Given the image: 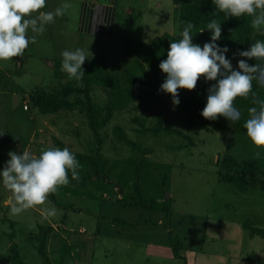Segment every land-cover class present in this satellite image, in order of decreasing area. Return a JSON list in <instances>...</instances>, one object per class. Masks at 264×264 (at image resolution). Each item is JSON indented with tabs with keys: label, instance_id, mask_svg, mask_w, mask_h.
<instances>
[{
	"label": "rangeland",
	"instance_id": "1",
	"mask_svg": "<svg viewBox=\"0 0 264 264\" xmlns=\"http://www.w3.org/2000/svg\"><path fill=\"white\" fill-rule=\"evenodd\" d=\"M111 1L46 0L41 9L44 12H54L65 2L72 7L45 26L44 33L29 44L23 57L7 61L10 78L0 73V172L10 159L9 152L39 155L42 149L57 147L55 139L74 151L95 152L94 134L79 109L41 115L31 104L36 88L51 90L67 83V74L61 71L63 51L79 48L86 52V61L102 57L109 71L128 72L136 70L133 57L125 56L129 48L150 43L165 33H177L178 10L173 0H119L112 37L89 36L79 30L85 3L108 5ZM137 73L144 74L141 70ZM146 90L143 101L115 111L101 129L102 152L108 159L106 170L111 168L108 180L95 179L85 186L69 182L55 193L63 207L55 206L49 197L46 204L13 215L12 194L0 178V264H12L8 249L13 232L25 264H43L32 237L48 226L67 239L70 231L80 229L95 238L94 264H183L173 256L172 233L183 239L182 254L189 264H264V239L251 236L243 228L250 222L264 229V164L251 176L245 191L221 181L218 166L227 149L238 160L264 159V149L256 148L244 132L225 128L207 131L172 113L166 115L165 124L190 135L195 145L183 146L188 141L176 133L141 132L157 124L162 99L160 90ZM107 99V92L95 87L93 100L101 114L105 113ZM116 126L138 148L120 141ZM143 197L160 205L169 201L173 209L170 219L161 210L131 205ZM45 208H55L56 215L44 219L41 210ZM128 217L132 223L117 220ZM117 233L121 238L113 236ZM63 247L67 250L61 251ZM63 247L56 254L49 252L54 264H66L77 253L74 246Z\"/></svg>",
	"mask_w": 264,
	"mask_h": 264
},
{
	"label": "trees",
	"instance_id": "2",
	"mask_svg": "<svg viewBox=\"0 0 264 264\" xmlns=\"http://www.w3.org/2000/svg\"><path fill=\"white\" fill-rule=\"evenodd\" d=\"M178 10L177 33L175 35L165 33L154 38L150 43H138L134 49H128L127 56H131L132 62L136 70L128 72H111L109 71L106 61L102 57H95L90 61L85 62L82 68L85 72L83 78L79 81L69 79L66 84L57 86L51 90L36 88L31 95L32 107L41 115H54L61 111H75L79 109L87 118L88 125L94 134L97 147L94 153L78 152L67 147L59 139H55V144L58 148H68L76 157L81 165L79 169V180L71 178L69 172V182L77 186H85L90 181L108 180L111 168H107L108 159L102 152L103 138L101 129L104 128L113 118L115 111H123L128 109L137 100H144L143 91L146 88L160 90L161 85L166 80V74L159 68V64L167 59V52L172 41H177L182 37L179 35L186 26L185 21L191 22L194 27L191 30L193 35V43L203 47L205 43L211 42V32L206 28V25L215 19L221 23V38L216 41L220 48L227 47L228 52L226 58L231 61L233 70H239L238 61L246 60L249 66L255 63H264V61H256L239 56V52L247 51L251 47L253 40L264 41V34L251 27V17L242 16L225 17L222 12H219L213 0H173ZM201 29H205L202 33ZM136 52V53H135ZM143 61L145 63H143ZM141 70L144 74L137 73ZM217 81H206L204 77H200L197 86L194 90L179 89L178 106L172 103L170 94L162 92L161 107L158 114L157 124L153 127H148L141 132H151L158 135L162 132L176 133L185 138L188 143L183 146L195 145L192 137L181 130L171 128L165 124L166 115L172 113L180 119L188 123H197L202 125L207 131H212V128H225L229 130L241 131L246 133L243 127L248 117V109L256 106L252 103V97L248 99L238 97L234 101V107L241 112V118L236 122H231L225 117H218L216 120H208L202 117L201 112L206 106L208 90ZM95 87H100L108 94L106 105L104 106L105 113L101 114L93 100V91ZM147 91V90H146ZM253 91L259 99H264V88L260 87L253 81ZM120 141L125 142L132 148H138L136 143L130 140L120 126L114 129ZM182 147V146H181ZM144 161V159H143ZM264 164V159L260 157L238 160L229 149L219 158L218 166L219 179L223 182L232 184L237 190L245 191L249 187L251 176L258 170L261 164ZM139 171V170H138ZM137 171V173H138ZM140 172V171H139ZM139 174V173H138ZM140 175V174H139ZM138 175V176H139ZM262 187L264 189V179H262ZM136 188L140 197V187ZM55 206L63 207L58 202L56 194L49 196ZM144 198V199H143ZM140 201L131 203L140 209L161 210L165 218L170 219L173 213L171 203L164 201L162 205L157 204L156 200H150L143 197ZM73 209V208H72ZM79 210V209H76ZM117 219V218H116ZM119 222L128 224L127 221L118 218ZM147 222V221H146ZM245 230H249L251 236H260L264 239V229L246 222L243 225ZM53 227H41L39 236H33L36 251L42 258L43 264H54L49 255L48 243ZM10 236V260L12 264H25L22 256L18 251L17 244L14 242L15 233ZM170 246L173 256L176 259L182 260L183 264H189L187 257L182 254L184 250V241L177 234L172 233L170 237ZM67 250L63 247L61 251ZM62 263V262H61ZM56 264V263H55ZM60 264V263H57Z\"/></svg>",
	"mask_w": 264,
	"mask_h": 264
},
{
	"label": "clouds",
	"instance_id": "3",
	"mask_svg": "<svg viewBox=\"0 0 264 264\" xmlns=\"http://www.w3.org/2000/svg\"><path fill=\"white\" fill-rule=\"evenodd\" d=\"M213 4L227 18L251 17V27L264 34V0H213ZM45 5L46 0H0V61L23 57L29 44H34L37 36L44 33L45 26L72 7L65 2L54 12H43L41 9ZM184 23L186 26L179 33L182 38L170 43L167 59L159 64L166 74L160 90L170 94L173 105L178 106L179 89L194 90L200 77L206 81H217L208 90L207 103L201 115L208 120L222 116L233 123L241 118L234 101L238 97L248 99L251 95L256 106L248 109L249 118L243 127L253 145L264 149V99H259L253 91V81L264 88V63L249 66L246 60L241 59L238 61L239 70H233L225 55L228 48H220L216 44L221 38V23L213 19L206 25L205 29L211 32V42L202 48L193 43L191 30L194 25L188 21ZM61 55V71L69 79L81 80L85 75L82 65L88 59L86 52L77 48L75 51L65 50ZM239 56L264 61V41H255L249 50L239 52ZM8 155L10 159L0 172V178L12 194L10 211L13 215L46 204L51 194L69 184V172L73 180L80 179L81 165L66 147L42 149L39 155L28 151L22 155L15 152ZM41 215L49 219L56 215V210L45 208Z\"/></svg>",
	"mask_w": 264,
	"mask_h": 264
},
{
	"label": "crops",
	"instance_id": "4",
	"mask_svg": "<svg viewBox=\"0 0 264 264\" xmlns=\"http://www.w3.org/2000/svg\"><path fill=\"white\" fill-rule=\"evenodd\" d=\"M118 1L119 0H112L111 1L112 3L108 5H104L102 3H93V2L92 4L85 3L84 11H83L84 13H83V17H82L79 30L85 34H88L89 36L99 35V36L112 37L114 33L115 19L117 16ZM42 11L44 12V10ZM106 25L110 26L109 30H106ZM7 64H9L7 63V61H0V73L2 72L3 75H5L7 78H10L12 75V72L8 69L9 65ZM17 64L20 65L19 60L17 61ZM1 75L2 74H0V79H1ZM25 109H28V108H25ZM101 206L102 205H100V207ZM78 209L83 210L82 208H78ZM87 210L88 209H86V212ZM123 220L127 221L128 224L132 223L129 217ZM145 223L147 225L149 224L148 222H145ZM113 236L117 238H121V233H117ZM95 243H96V239L86 235L84 229H80L77 232L70 231V238L67 239L64 236H62L58 230L53 228V231L50 235V239L48 243V251L53 254H56V252H58V250H60L65 244H67V246L71 245V246H74V248L77 250V253L76 254L74 253L76 257L74 255L73 257H70L69 262L66 264H94L95 254H96ZM149 247L150 246H147L148 248L147 254H149L150 252Z\"/></svg>",
	"mask_w": 264,
	"mask_h": 264
},
{
	"label": "built area",
	"instance_id": "5",
	"mask_svg": "<svg viewBox=\"0 0 264 264\" xmlns=\"http://www.w3.org/2000/svg\"><path fill=\"white\" fill-rule=\"evenodd\" d=\"M25 108H27V106H25Z\"/></svg>",
	"mask_w": 264,
	"mask_h": 264
}]
</instances>
